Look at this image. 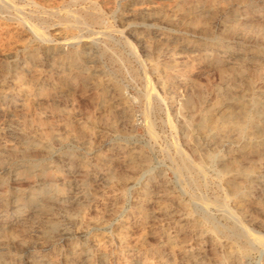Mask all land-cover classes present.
Wrapping results in <instances>:
<instances>
[{
	"label": "rangeland",
	"instance_id": "obj_1",
	"mask_svg": "<svg viewBox=\"0 0 264 264\" xmlns=\"http://www.w3.org/2000/svg\"><path fill=\"white\" fill-rule=\"evenodd\" d=\"M255 98L264 0H0V264H264Z\"/></svg>",
	"mask_w": 264,
	"mask_h": 264
},
{
	"label": "bare ground",
	"instance_id": "obj_2",
	"mask_svg": "<svg viewBox=\"0 0 264 264\" xmlns=\"http://www.w3.org/2000/svg\"><path fill=\"white\" fill-rule=\"evenodd\" d=\"M58 11V10H57ZM67 13V12H66ZM70 14V13H69ZM74 15L75 12L73 13ZM78 16V15H77ZM22 18V21H23V25L25 26V28H27L28 30H30L31 32L32 31H35L33 30L34 26L31 24L30 20L28 21V19L26 17H21ZM75 20V19H74ZM78 20V19H77ZM81 20V19H80ZM83 22V21H82ZM36 27V25H35ZM35 29L38 30V27H36ZM40 29V28H39ZM39 33L37 35H40V30L38 31ZM42 34V32H41ZM43 35V34H42ZM141 63V62H140ZM143 64V63H142ZM240 98V97H239ZM259 99V98H258ZM252 102V101H251ZM254 102L258 103V105H260V109L263 110V106L262 104H264V100H257L256 98L254 99ZM251 104V103H249ZM252 106V104H251ZM232 108V107H231ZM233 109V108H232ZM227 111V110H226ZM263 112H260L258 117H257V120L262 118L261 115H262ZM200 118H201V121L199 122L200 125V129L203 130L206 134V136H211V135H215V134H224L229 128H233L235 129L236 132H238L239 134H242L243 132H248V136H254L255 134L253 132H255L254 130L256 129L259 133V135H264V132L262 130L259 129V124L262 123V119H260L258 122L257 120L255 119V116H253L248 107H246V105L243 103L242 105H240V108L238 111H233V110H230V111H227V112H223L218 119L212 121V122H209L208 121V112L206 111H203L201 112V115H200ZM261 125V124H260ZM203 133V132H202ZM229 133V131L227 132ZM204 134V133H203ZM234 134V133H232ZM251 140V139H250ZM249 146H258L256 142H254V140H251L249 143ZM197 147V146H196ZM242 148H244V146H238L236 149L237 150H241ZM198 149V148H197ZM197 151V150H196ZM204 158H207V157H210L211 154L210 153H205L203 154ZM185 156V155H184ZM214 157V156H213ZM133 167L134 168H140L141 165L138 164V163H133ZM225 170L229 171V172H232L233 174H237V175H244L246 177H249V176H253L254 175V172L253 171H241L240 170V167L238 164H225L224 163V167H223ZM240 171V172H239ZM231 188H232V192L234 195H240L241 196V187L234 184V185H231ZM239 201H241L242 199H238ZM232 209V208H230ZM233 211V209H232ZM192 215V214H191ZM192 223V222H191ZM241 237H244V238H247L246 234H242L240 235V238ZM251 237V236H250ZM250 239V238H249ZM248 239V240H249ZM250 243V242H249ZM264 252V250L262 251V253ZM137 261V260H136ZM140 264H145V261H141ZM165 264V263H164Z\"/></svg>",
	"mask_w": 264,
	"mask_h": 264
}]
</instances>
